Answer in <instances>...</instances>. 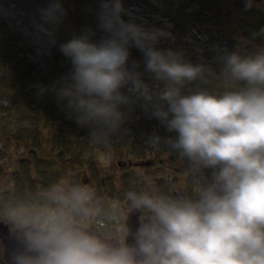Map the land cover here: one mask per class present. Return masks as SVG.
Segmentation results:
<instances>
[{
    "label": "clouds",
    "instance_id": "obj_1",
    "mask_svg": "<svg viewBox=\"0 0 264 264\" xmlns=\"http://www.w3.org/2000/svg\"><path fill=\"white\" fill-rule=\"evenodd\" d=\"M124 11L123 0H102L103 35L61 46L73 70L51 90L100 145L130 134L139 110L163 129L145 143L179 152L206 179L193 197L129 192L144 218L119 245L90 230L89 189L56 188L52 206L15 218L24 248L14 264H264V49L230 53L217 71L161 47L171 33L125 22Z\"/></svg>",
    "mask_w": 264,
    "mask_h": 264
},
{
    "label": "rangeland",
    "instance_id": "obj_2",
    "mask_svg": "<svg viewBox=\"0 0 264 264\" xmlns=\"http://www.w3.org/2000/svg\"><path fill=\"white\" fill-rule=\"evenodd\" d=\"M28 1L36 5L41 4L44 6V11L49 18H56L59 20L58 25L63 22H68L72 29V33L76 32L78 27L84 25L89 28V21H94L97 18L99 21L102 3V0H87L90 5H93V11L95 13V17H91L88 15V11L92 8L87 10L82 0ZM165 1L173 0H123L125 11L122 14H125L127 22L132 21L141 24L147 29H164L171 33V37L164 40H170L175 36L174 29L167 20H164L163 17L161 18L160 14L154 11L156 7L167 4L164 3ZM224 4L227 6L231 5V7L227 8ZM237 6L239 5H234L231 0H222L221 3L214 0L208 9V11H214L212 22H207L206 27L217 35L225 31H229V33L234 34V36L240 33L237 49L242 55L250 56L260 49H264V46L258 47V44L254 41L247 40L245 32H241L239 28L240 24L237 22L238 16L235 14V12L238 11ZM254 6L264 13V0L254 1ZM18 7H20V4L13 2L8 5L4 0H0V48H4V50L0 52V220L4 217L7 221H12V225H17L15 218L22 212H26L27 209L34 208L35 210L32 211H37L41 208L52 206V201L50 196H46L45 202L41 203L39 200L41 197L38 198L28 193L30 187H33V191L34 189L37 191L40 182H38V185L36 183H31L21 187L19 183H16L10 177L14 169L20 170V165L22 164L17 161L18 158L25 157L26 163L31 161L32 157H41V155H39V152L38 155H36V152H33V150L25 151L21 144L5 141L4 135H13L16 129L18 132L20 131L18 127H15L11 112L6 111L5 108L10 106L12 111V109L16 107V110L30 115V119H26L25 117L22 118L21 121L31 122L35 118H38V124L42 122L39 135H33L28 141L29 145L37 143L34 149L40 147L46 152L48 146H54L56 144V138L48 134L47 131L48 127H53V123L56 124V127L64 131H74L76 133H83L85 131L73 127L74 123L67 118L66 111L58 104L54 91L49 92L45 97L46 99L51 98L50 104L53 105L57 103L59 105L56 106L59 107V112L64 115L63 118H60L58 113L49 114L44 99H42V102H39L43 92L38 86H42L44 89L47 86L52 88L53 86H59L66 78L71 76L73 65L66 56H64L62 61L58 60V58H54L56 55L59 57L64 54L61 51V47L54 48V39L45 28L47 21L39 25L36 22L23 19L22 17L28 16L23 13H18ZM26 7L29 8V12L27 13L30 15L34 13L37 8L40 10L42 9L40 6L31 7L27 5ZM191 9V12L193 10H200V8L197 7H192ZM226 13L229 14L227 15ZM203 31V28H201V31H197L193 28L189 30L185 37V42L190 43L194 48L193 54L192 52L190 53V55H192V60L198 55L196 49H198L200 43L204 39ZM97 34H99V31ZM192 35L199 40H195ZM89 39H93V37ZM195 62L208 64L206 60L200 59H196ZM13 70L16 75L12 72ZM52 70H55L56 73H52L55 72ZM15 76L21 78L17 79L18 77H16L15 79ZM19 81L22 82V84H20ZM212 87L216 90H222L224 85L223 82L218 80ZM11 93L14 94L15 102L8 103V96ZM4 95H6L7 98H5ZM27 107L29 109H27ZM48 117L54 118V122H50ZM25 126L27 127V124H25ZM1 131H3L2 135ZM121 138L122 137L112 141H118L117 145L108 147H104L103 145L97 147V145L90 144V157L92 156L93 158L86 165L84 163L85 168L83 166H73V169H68L67 172L62 170V172L59 173L61 167L60 164H57V161L61 160H57L54 165L55 170L57 167H59V170L56 174L57 179L52 185L53 192L56 188H61L64 192L71 191L75 186L79 188L82 185L80 183V178L82 177H88L93 181V198L89 201L90 203L87 204V207L92 204L91 208L88 207L91 212L89 216L91 220L95 218H104L110 221L116 218V207L121 202L117 185L120 178L123 177L127 179L128 177L123 176L121 168L116 165V161L125 159L126 157L136 160L142 154L143 150L141 149L135 151L131 149L128 150L125 146L119 145ZM38 142L41 143V145H39ZM161 145L158 148L162 147ZM168 151H170V149ZM171 152L178 154L173 150ZM6 157L9 158L7 159ZM37 166L38 164L34 161L33 167L36 169ZM31 175L34 176L35 173L31 172ZM22 180H24V178H22ZM38 180L43 182L41 179ZM75 180L78 182H74ZM81 188L89 189L83 186ZM25 190H28L27 194ZM28 197L33 200H29ZM112 223H115V221H112ZM117 225L118 224H116V226Z\"/></svg>",
    "mask_w": 264,
    "mask_h": 264
},
{
    "label": "trees",
    "instance_id": "obj_3",
    "mask_svg": "<svg viewBox=\"0 0 264 264\" xmlns=\"http://www.w3.org/2000/svg\"><path fill=\"white\" fill-rule=\"evenodd\" d=\"M214 0H173V1H165L158 10L157 13L160 14V17L164 20H167L168 23L171 24L172 28L175 31V36H173L170 40H164L161 41V47H171L173 49L182 51L185 54L186 59H189L193 62L196 61V59L200 60H206L210 66L215 68L217 71L222 67L224 58L233 52L238 53L241 57H247L246 55H242L240 51H238L237 42L240 38V33H237L235 36L234 34L229 33V31H225L219 35L213 33L210 29L206 27L207 22H212V16L214 11H208L209 6L213 3ZM220 3L222 0H216ZM233 1L234 5H239L238 11L235 12V14L238 16L237 22L240 24L239 28L241 32L246 33L247 40L254 41L258 44V47L264 46V13H262L259 9H257L254 6V1L252 0L251 6L246 7L247 0H231ZM82 2L85 4L88 11V15L91 17L94 16L93 11V5H90L87 0H82ZM230 3V2H229ZM28 3L20 4V10L22 12H28V9L26 8ZM227 8H230L231 5L227 6L224 4ZM192 7L200 8V10H193ZM82 9V8H81ZM229 12V11H227ZM230 13V12H229ZM229 13H226L227 15ZM235 15V16H236ZM90 27L88 28L86 25L81 27H76V32L72 33V29L69 31L66 30L67 27H65L64 23L57 25L54 30L58 33V37L61 39H65L68 41H71L73 39H78L85 37L84 35H87L88 38L93 37V39H90L92 42L98 41L103 33L99 30L98 24V18L94 21H89ZM195 28L197 31H201V28L204 29L203 31V41L200 43L198 49H196V53L198 55L195 56V58L192 60V55L190 53L194 52V48L190 45V43L185 42V37L188 34L189 30ZM99 31V34H97ZM97 34V35H96ZM195 40H199L192 35ZM4 48H0V52L3 51ZM132 56L133 59H141L142 54L136 50H132ZM1 57V56H0ZM221 66V67H220ZM15 75V71H12ZM18 77L17 79H20L21 77ZM147 79V77H146ZM20 82V81H19ZM222 82V81H221ZM22 84V82H20ZM49 92V90H48ZM5 98H7L6 95H4ZM8 103L15 102L14 94L11 93L8 96ZM48 99V98H47ZM46 97L44 98L46 107L49 110V114L52 113H58L60 115V118H63V114L59 112V105L57 103H54L53 105L51 103V98L47 100ZM42 102V101H41ZM58 105V106H56ZM27 109H29L27 107ZM6 111L11 112V116L14 118V124L15 127H18L20 131L16 129L13 135L6 134L5 141L11 142L15 144H21L23 146V149L26 151L33 150V152H36L35 154L41 155V157H32L31 161L25 163V157L20 158L19 162H21L22 165H20V170L14 169L11 173L10 177L16 182L19 183L21 187H23L26 184H31L36 182L38 185L39 183V190L36 191V189L30 187L29 192L28 190H25L26 194L27 192L32 196H37L38 193L49 196L51 194L52 185L57 179V171L59 170V167L56 168L54 165L60 164L61 169L59 170V173L62 172V170H65L67 172L68 169H73L72 167H78L83 166L85 168V165L92 160V156L90 157L91 151L89 150L90 144L100 146V144H96L92 141V139L89 137V135L84 131L83 133H76L74 131H64L63 129L56 127V124L53 123V127H48L47 131L48 134L52 135L56 138V144L54 146H48L47 151L41 149L40 147L38 149H34V146L37 143L28 144V141L31 139L33 135H39L41 132V126L42 122L38 124L37 119L35 118L33 121H21L22 118L30 119L28 114H24L22 111L16 110V107H14L11 111L10 106H7L5 108ZM14 112V113H13ZM139 120L137 124L133 127V130L130 134L123 136L120 141L119 145L125 146L126 149L131 150H157V151H164L169 150V148L165 145H161L162 148H153L145 143L144 134L150 133L154 127H157V122L155 120L149 119L147 116H145L143 113H140L138 110ZM48 120L50 122H54V118L48 117ZM27 124V127L25 126ZM74 128H77L74 124ZM72 129V128H71ZM70 129V130H71ZM157 130L163 134V129H159L157 127ZM1 131V135H2ZM33 133V134H32ZM39 143V142H38ZM118 141L116 142H110L108 145H103L104 147L117 145ZM41 145V143H39ZM102 147V148H104ZM139 147V148H137ZM148 147V148H146ZM163 153V152H162ZM36 162L38 166L36 169L33 167V162ZM85 163V165H84ZM13 164V162H12ZM31 172L35 173V177L31 175ZM24 178V180H22ZM37 178V180H36ZM38 179L43 180L39 181ZM74 182H78L75 180ZM29 200H33L32 198L28 197Z\"/></svg>",
    "mask_w": 264,
    "mask_h": 264
},
{
    "label": "flooded vegetation",
    "instance_id": "obj_4",
    "mask_svg": "<svg viewBox=\"0 0 264 264\" xmlns=\"http://www.w3.org/2000/svg\"><path fill=\"white\" fill-rule=\"evenodd\" d=\"M171 151H150L146 149L142 151V154L136 160L126 157L116 161V165L121 168L123 176H128L127 179L120 178L117 185L121 202L116 207V218L110 221L104 218H95L94 220L88 218V226L93 233L101 238L113 240L117 245L125 243L127 235L125 220L128 213L133 211L138 225L140 220L144 218V214L133 208L131 202L127 199L129 192H149L155 189L159 193L174 197L195 196L198 188L206 179L205 174L192 171L187 158L183 157L179 152L174 154ZM6 158L8 159L9 157ZM80 183L82 184L81 186L88 187L92 192L93 181L90 178L82 177ZM74 188L78 187L75 186ZM52 195L54 196L56 193ZM39 200L41 203L45 202L43 198ZM88 207L91 208L92 204ZM32 210L35 209L29 208L26 212H32ZM0 221L7 224L10 231L18 227L17 225H12V221H7L4 217ZM112 221H115V223H112ZM116 224L118 225L116 226ZM0 264H6L2 260L1 251Z\"/></svg>",
    "mask_w": 264,
    "mask_h": 264
},
{
    "label": "water",
    "instance_id": "obj_5",
    "mask_svg": "<svg viewBox=\"0 0 264 264\" xmlns=\"http://www.w3.org/2000/svg\"><path fill=\"white\" fill-rule=\"evenodd\" d=\"M125 225L127 228L125 243H132L133 237L129 233L134 234L135 229L139 226L135 215L133 214V211L128 213V216L125 220ZM22 237L23 233L18 227L10 231L8 229V225L0 221V243L2 246V259L6 264H14V257L21 251H23L24 245ZM105 240L117 245V243L113 240Z\"/></svg>",
    "mask_w": 264,
    "mask_h": 264
}]
</instances>
